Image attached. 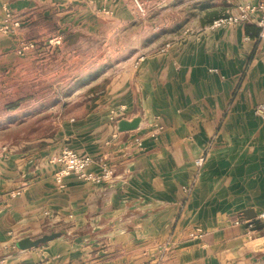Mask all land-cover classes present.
Here are the masks:
<instances>
[{"label":"crops","instance_id":"0c3cea01","mask_svg":"<svg viewBox=\"0 0 264 264\" xmlns=\"http://www.w3.org/2000/svg\"><path fill=\"white\" fill-rule=\"evenodd\" d=\"M142 1L163 13L161 27L175 17L185 30L108 75L104 33L134 22L129 0H0V26L7 9L21 27L0 33L9 64L23 40L46 44L59 34L68 47L103 44L98 69L86 72L98 84L87 111L67 117L43 146L1 153L0 264H264V229L249 226L264 223V119L255 114L264 103V41L257 15L208 28L260 0ZM35 58L19 59L23 75ZM136 116L135 131L116 130ZM64 149L92 158L90 172L111 167L114 178L69 176L59 188L49 160ZM58 232L36 248L15 247Z\"/></svg>","mask_w":264,"mask_h":264},{"label":"rangeland","instance_id":"374dc122","mask_svg":"<svg viewBox=\"0 0 264 264\" xmlns=\"http://www.w3.org/2000/svg\"><path fill=\"white\" fill-rule=\"evenodd\" d=\"M137 1L144 9L143 15L137 11L135 0H129L134 22L117 28L113 34L104 33L108 37L105 45L108 75L120 70L126 59L137 60L178 38L185 30L174 21L175 17L171 18L173 26L161 27L163 13L154 12L153 6L149 7L142 0ZM2 26L0 33L10 37L21 28L4 29ZM27 44H32V48L22 50ZM100 47L103 44L98 42L68 47L58 34L46 44L20 41L10 64L0 59V156L5 151L17 153L43 146L57 134L67 117L87 111L93 96L90 90L98 84L97 80L88 83L86 72L98 69ZM30 52L36 58L29 60L25 76L21 70L25 65L19 59ZM73 100L75 102L68 105Z\"/></svg>","mask_w":264,"mask_h":264},{"label":"built area","instance_id":"2783aa9c","mask_svg":"<svg viewBox=\"0 0 264 264\" xmlns=\"http://www.w3.org/2000/svg\"><path fill=\"white\" fill-rule=\"evenodd\" d=\"M135 7L140 14H144V9L137 0H135ZM236 9V14L215 19L211 22L208 28L210 30H217L223 27L244 24L249 22L254 15H257L255 25L258 29V39L264 41V0H260L259 3L255 5L250 3L240 4ZM9 26L19 28L20 21L6 9L5 20L2 27L7 29ZM58 41L55 42V44L58 43ZM31 48L32 44H27L22 47V50ZM255 114L264 119V103L256 107ZM134 143L139 146L141 143L140 137H135ZM202 161L203 159L200 158L195 161V164L200 166ZM49 163L58 166V170L53 175V180L59 188H62L64 179L69 176H73L81 181L92 183L110 182L114 178L113 169L104 163L98 164L99 171L97 173L88 171L89 167L95 163L94 160L89 156H80L69 149L62 150L59 155L50 159ZM259 218L264 222V213L259 215ZM190 237H199V235L191 233Z\"/></svg>","mask_w":264,"mask_h":264},{"label":"water","instance_id":"95a60500","mask_svg":"<svg viewBox=\"0 0 264 264\" xmlns=\"http://www.w3.org/2000/svg\"><path fill=\"white\" fill-rule=\"evenodd\" d=\"M141 118L139 116H136L132 118L131 120H125L122 119L117 122L116 124V130L119 133H124V132H130V131H135L140 124ZM249 226H254V229H264V223H262L258 219H253L251 218L249 221ZM63 233H51L48 235H44L42 237H39L37 239H30V238H24L16 242L15 247L18 250H28L32 248H36L40 245L46 244L56 238H59Z\"/></svg>","mask_w":264,"mask_h":264}]
</instances>
